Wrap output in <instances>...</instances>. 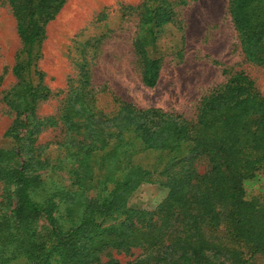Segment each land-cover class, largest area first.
<instances>
[{
  "label": "trees",
  "instance_id": "1",
  "mask_svg": "<svg viewBox=\"0 0 264 264\" xmlns=\"http://www.w3.org/2000/svg\"><path fill=\"white\" fill-rule=\"evenodd\" d=\"M8 2L26 58L12 69L20 103H9L15 119L6 136L14 147L0 149V264L264 260V196L247 200L243 188L264 169V96L254 81L244 72L229 75L201 100L195 120L119 100L105 113L83 91L90 83L83 65V86L62 117L66 132L82 139L73 140L77 151L70 141L49 150L38 138L55 123L39 119L37 110L52 91L43 74L36 86L24 77L46 25L67 0ZM140 10L148 33L133 45L142 83L154 88L160 62L146 49L154 28L174 21L175 8L167 0H144ZM229 13L245 60L264 67V0H229ZM144 184L169 191L153 211L128 207ZM119 255L134 258L124 262Z\"/></svg>",
  "mask_w": 264,
  "mask_h": 264
},
{
  "label": "rangeland",
  "instance_id": "2",
  "mask_svg": "<svg viewBox=\"0 0 264 264\" xmlns=\"http://www.w3.org/2000/svg\"><path fill=\"white\" fill-rule=\"evenodd\" d=\"M167 1L174 5L175 17L173 22L154 28L155 39L146 49L150 59L160 62L158 83L148 88L142 83V64L133 45L148 33L140 21L144 0H67L46 25L45 39L34 48L31 70L24 77L26 83L36 86L41 73L42 84L52 91V97L39 105L37 116L55 125L43 130L39 145L58 150L70 141L69 148L77 151L73 140L82 137L67 133L62 117L83 86V65L90 76L83 91L93 98L91 107L105 113L112 111L119 100L195 120L201 100L238 72L246 73L264 96V67L245 60L229 13V0H197L186 5H180L181 0ZM18 57L24 60L26 54L17 22L8 0H0V149L14 147L6 133L15 119L9 103H20L19 81L12 74ZM203 167L200 163L199 168ZM243 188L247 200L262 198L264 169L245 180ZM168 192L159 185L144 184L129 199L128 207L153 211ZM118 257L123 259L122 255ZM5 264L25 263L19 259ZM250 264H264V260L256 256Z\"/></svg>",
  "mask_w": 264,
  "mask_h": 264
}]
</instances>
